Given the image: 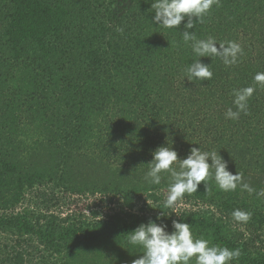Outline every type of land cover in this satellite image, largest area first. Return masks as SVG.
Returning a JSON list of instances; mask_svg holds the SVG:
<instances>
[{
    "label": "trees",
    "instance_id": "trees-1",
    "mask_svg": "<svg viewBox=\"0 0 264 264\" xmlns=\"http://www.w3.org/2000/svg\"><path fill=\"white\" fill-rule=\"evenodd\" d=\"M152 2L0 0V264H131L142 249L127 243V232L149 220L171 232L181 219L195 237L239 249L231 264H264V196L256 195L264 189V86L253 80L264 72V0H219L189 29L243 49L231 66L201 57L213 73L205 81L185 77L198 59L183 42L186 20L154 24ZM246 86L255 88L247 114L226 119L236 110L232 90ZM167 143L180 159L192 147L216 152L255 191L238 184L225 192L210 178L207 190L201 182L183 195L193 208L174 215L160 203L159 219L89 221L48 208L60 202L58 189L117 198L123 211L145 195L161 199L170 173L159 185L144 176L152 151ZM35 187L49 200L17 210ZM234 209L250 219L234 220Z\"/></svg>",
    "mask_w": 264,
    "mask_h": 264
},
{
    "label": "clouds",
    "instance_id": "clouds-1",
    "mask_svg": "<svg viewBox=\"0 0 264 264\" xmlns=\"http://www.w3.org/2000/svg\"><path fill=\"white\" fill-rule=\"evenodd\" d=\"M214 4H219V0H153L151 3L154 12L151 20L156 25L178 28L181 22L186 20L182 33L183 42L190 44L192 52L198 57L184 69L188 81L211 80L213 73L210 64L203 63L201 57H218L226 66H231L236 64L239 56L243 54L241 45L235 41L217 43L213 36L201 39L197 38L195 31H189L197 23H203L204 17ZM253 80L256 84L264 86V72H257ZM254 91L252 86L233 89V104L236 110L228 108L225 118L237 120L242 112L247 114V102ZM174 163H178L179 170L172 167ZM227 163L216 152L204 151L201 147H192L187 157L180 159L177 151L167 143L152 151V160L147 163L148 171L144 179L151 185H159L162 180L161 173H170L163 201L165 208H173L185 193L196 192L201 182L207 190L206 181L210 178L215 180L217 187L222 191H235L240 184L242 189L253 193L255 190L247 183H240V173L236 171L233 174L228 170ZM256 195L264 196V189ZM147 203L150 205L148 200ZM231 215L238 222H247L251 216L241 209H234ZM172 229L169 232L167 225L149 220L127 232V243L142 249V255L132 260L131 264H189L193 258L195 264H231L241 255L239 249H229L212 244L203 237H195L190 223L182 219L173 220Z\"/></svg>",
    "mask_w": 264,
    "mask_h": 264
},
{
    "label": "rangeland",
    "instance_id": "rangeland-1",
    "mask_svg": "<svg viewBox=\"0 0 264 264\" xmlns=\"http://www.w3.org/2000/svg\"><path fill=\"white\" fill-rule=\"evenodd\" d=\"M41 187H35L34 190L28 191L24 201L17 207V210H22L26 207H31L35 209H39L40 205L46 203L49 198L42 195L44 189L50 193V188L47 186L44 189ZM56 198L60 200L58 205L55 203V200L50 202V206L48 208L55 213H59L60 217L65 218L68 214H78L80 215L79 218L83 217L84 219H89V221L97 218L106 220L110 217H129V213L132 214H144L147 217H162L163 211L158 212L159 210L158 205L163 203L167 190H164L159 193L161 195V199L156 200L150 196H143L136 207L132 210H121V201H118L117 198L112 200L110 197H106L100 194H79L73 195L67 192H64L61 189L57 191L53 190ZM45 199V200H44ZM147 200L150 202V205L147 203ZM57 201V199H56ZM195 206L194 203L187 201L185 198H181L177 201L176 205L173 208H169L174 215H178L184 209H190ZM143 207V209H142ZM43 208V207H42ZM166 215H170L169 211ZM246 227L244 225L239 224L238 222H233V230L239 232H245ZM264 235V232H262ZM259 246H264V243H257Z\"/></svg>",
    "mask_w": 264,
    "mask_h": 264
}]
</instances>
